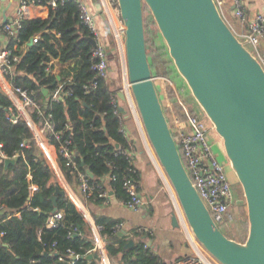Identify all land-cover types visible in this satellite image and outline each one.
I'll list each match as a JSON object with an SVG mask.
<instances>
[{
	"label": "trees",
	"instance_id": "16d2710c",
	"mask_svg": "<svg viewBox=\"0 0 264 264\" xmlns=\"http://www.w3.org/2000/svg\"><path fill=\"white\" fill-rule=\"evenodd\" d=\"M113 4L117 7L116 0ZM106 34V49L119 62L110 28ZM35 35H38L37 43L27 45ZM90 37L92 34L81 22L73 1L49 9L45 18H24L16 36L18 47L24 46L23 53L11 81L28 90L41 104L42 114L49 116L60 142H69L76 169L65 166V158H56L65 180L69 184L77 183L76 171L85 174L88 170L92 174L88 177L91 184L102 186L108 193L111 191L117 201L124 203L127 200L124 180L131 178L139 182V175L135 170L132 172L134 165L123 154L127 148L119 127L120 115L124 112L115 107L120 98L108 81L95 79L91 69ZM146 53L153 77L168 76L171 64L168 52L155 44L154 37L146 44ZM52 60L60 66L56 75L52 73L53 66L49 72L46 70ZM59 84L63 94L66 91L69 94L53 101L51 93ZM42 89L48 91L47 96ZM167 94L170 97L169 91ZM10 106L0 89L1 149L7 158L16 155L14 162L7 166L0 157V264H96L94 259L85 260L93 248L90 229L68 196H57L56 211L62 213V219L55 228H47L46 222L53 210L51 197L58 180L27 124L22 119L16 123L8 120ZM32 119L39 122L36 113ZM49 141L58 148L53 136ZM112 142L119 144L120 151H114ZM33 186L37 190H32ZM93 222L101 227L106 250L118 258L119 264H157L156 256L140 238L143 232L134 234L133 245L126 247L125 238L113 231L118 221L101 216ZM70 254L77 258L71 260Z\"/></svg>",
	"mask_w": 264,
	"mask_h": 264
},
{
	"label": "water",
	"instance_id": "95a60500",
	"mask_svg": "<svg viewBox=\"0 0 264 264\" xmlns=\"http://www.w3.org/2000/svg\"><path fill=\"white\" fill-rule=\"evenodd\" d=\"M116 3L124 28L131 95L193 237L220 264H264L263 68L238 40L214 0H116ZM144 7L150 11L176 72L221 138L226 159L241 185L248 221L243 242L221 232L182 164L148 62ZM6 10L2 12L3 24ZM88 41L95 46L94 40ZM42 92L47 96L46 89ZM118 96L123 100L122 94ZM111 144L114 151L119 149L118 143ZM13 162L5 159L4 165ZM86 175L92 177L88 170ZM64 195L65 191L57 186L51 197L52 213L56 211L57 196ZM124 235V231L118 233V237ZM132 245V240L126 243V247ZM93 257L90 253L85 260Z\"/></svg>",
	"mask_w": 264,
	"mask_h": 264
},
{
	"label": "built area",
	"instance_id": "2783aa9c",
	"mask_svg": "<svg viewBox=\"0 0 264 264\" xmlns=\"http://www.w3.org/2000/svg\"><path fill=\"white\" fill-rule=\"evenodd\" d=\"M68 1L76 3L81 22L89 29L95 42L92 48L91 59L93 64L91 69L95 73V79L107 82L109 74V54L105 43L100 36L99 29L93 14L89 11L88 6L82 0H0L1 4H7L6 21L2 23V13H0V89L11 103L8 108V120L16 123L22 119L31 130L36 144L40 147L48 162L52 166L55 176L58 180V186L65 191V195L75 204L84 220L87 222L90 229V238L93 242L92 253L97 258L99 264H114L110 260L109 254L105 247V237L100 234L101 227L96 226L88 215L87 210L76 198L69 183L65 180L61 170L56 164V158L61 156L65 158V166L76 169V165L72 159V152L69 149V142H60L59 136L54 132V126L49 120V116L45 117L42 114L41 104L33 97L26 89L15 86L12 83L13 70L19 62L20 54L23 53V47L17 45V33L21 28L24 18H31L32 8L48 12L49 9H56ZM221 16L228 23L233 33L239 41L247 48V50L257 59L264 70V53L260 51L261 40L264 41V0H261L262 8L255 14L252 19L246 16V1L245 0H214ZM100 5L103 8L101 12L107 21V24L112 32L115 43V49L118 53V60L121 68V86L118 94L123 95L125 103L124 110L128 113L131 120L137 128L140 142L143 150L150 163L154 166L163 188L168 193L173 201L180 218V223L186 233L188 243L191 247V253L172 264H220L217 262L205 248H203L193 237L183 212L181 210L178 199L172 191V187L164 174L152 147L148 144L145 131L141 124L137 107L133 100L128 81L126 58H125V37L124 28L121 20L118 19L114 7L113 0H100ZM117 8V9H116ZM118 13V12H117ZM34 15V14H33ZM227 18H235L236 26L230 25ZM58 36V35H57ZM13 44L10 45V41ZM38 41V35L30 39V43L34 44ZM28 42V43H29ZM29 45V44H27ZM55 60H52L46 70H51ZM162 77H154V83L158 80H163ZM165 80V79H164ZM93 83L92 86H95ZM64 94H69L66 91ZM62 85L59 84L51 93V99L58 101L63 98ZM178 111L173 112L170 118H167L171 134L173 136L176 148L178 150L182 164L193 184L201 200L206 206L212 220L220 228L229 218L230 211L234 205V195L230 184L227 182L224 170L227 163H219L214 155L211 145L208 143L207 134L209 129L199 119V117L191 111L184 101L176 102ZM115 107L119 112L121 106L116 104ZM36 113L39 116V122L36 123L32 119V114ZM212 129V126H210ZM119 132L122 134L127 150L123 152L132 162V150L134 142L130 138L127 131L123 128V116L120 115ZM53 136L58 143V148L50 143L49 138ZM21 146H23L21 144ZM0 144V157L4 159H14L5 157ZM117 151H120V147ZM133 164V162H132ZM135 168V167H134ZM132 172H136V169ZM76 182L80 194L92 201L100 200L102 204H106L109 200L107 189L100 185L91 184L88 181L86 173L76 171ZM106 184V183H103ZM123 188L127 194L126 202L122 205L130 211H139L145 207L146 203L139 193V182L131 178H126L123 183ZM62 219V213L55 211L52 213L46 222L47 228H55ZM122 223H116L113 227L115 234L122 232ZM70 257L73 255L70 254ZM69 257V258H70ZM157 264L160 261L156 262Z\"/></svg>",
	"mask_w": 264,
	"mask_h": 264
},
{
	"label": "crops",
	"instance_id": "0c3cea01",
	"mask_svg": "<svg viewBox=\"0 0 264 264\" xmlns=\"http://www.w3.org/2000/svg\"><path fill=\"white\" fill-rule=\"evenodd\" d=\"M245 1L246 16L248 19H252L262 8L261 0ZM6 6L7 4L0 5V13L7 8ZM34 12L38 17L45 18L47 16V12L43 10L37 11L35 9ZM90 12L96 20L100 36L104 43H106L108 41L106 33L109 29L106 19L102 13L98 14L93 10H90ZM6 13L7 12H5V15ZM32 17H34L33 14ZM108 54L110 58L111 52L108 51ZM59 68L60 66L54 61L52 73L55 75L58 74L60 70ZM109 69H111L112 74L113 68L110 66ZM57 77L59 76H56V79L58 80ZM159 81L161 80L155 82V86L158 89V94L164 107L165 114L170 118L173 112L175 113V111H178L176 102L183 98L179 97L178 93H176L177 88L174 86L175 83L173 84L172 82V88L170 91L173 93V99L171 100L166 93L168 91L167 84H160ZM108 84L111 89L119 92V89L117 88L118 85H116L114 81L108 82ZM161 92L165 93L163 99L160 95ZM119 105L123 108L122 111L124 112V114H122L123 128L127 131L134 142L132 162L139 175V193L146 203L145 207L136 212L130 211L125 208L121 202L114 198L111 191L109 192V200L106 204L96 203L90 199L84 198L80 194L77 183L72 182L69 185L76 198L87 210L92 221L95 218L104 216L111 220L118 221V223H122V231L125 232V235L120 238H125L127 242L132 240L134 234L143 232V235H140V238L145 242L146 247L149 248L150 252L156 256L157 260L155 262L160 261L158 264H172L177 260L188 256L191 253V247L188 243L183 226L180 223V218L175 205L166 190L163 188L162 181L160 180L157 171L150 163L146 152L143 150V146L138 137L139 134L137 128L131 118L127 116L126 110H124L125 103L121 98ZM32 190H37V187L33 186ZM110 193H112V195ZM109 257L115 260L113 261L110 258L114 264H119L117 257L110 255ZM93 259L96 264H99L95 256Z\"/></svg>",
	"mask_w": 264,
	"mask_h": 264
},
{
	"label": "rangeland",
	"instance_id": "374dc122",
	"mask_svg": "<svg viewBox=\"0 0 264 264\" xmlns=\"http://www.w3.org/2000/svg\"><path fill=\"white\" fill-rule=\"evenodd\" d=\"M82 1L88 6L89 11L93 10L94 12H96L98 14H100L103 11L102 6L100 5V0H82ZM32 11H33V14L35 17L36 16V14L34 12L35 9L32 8ZM115 12L119 18V15L117 13L118 10L117 11L115 10ZM227 19H228V22L230 23V25H232L234 27L237 25L235 18H233V20L230 18H227ZM143 22L145 24L144 31H145L146 44L150 43L151 37L152 38L154 37L155 44L158 46H162L167 52V48L164 44V41L161 38V36L158 32L157 26H156L151 14H150V11L148 9H144V11H143ZM147 47L149 48L148 45H147ZM260 51L262 53H264V41H262V40H261V45H260ZM151 53L154 54V52H151ZM111 54H110V58H109V60H110L109 61V67L111 66L113 68V70H112V74H111V69H109L107 81L108 82L114 81V83L116 85H118L117 88H119L121 86L120 63ZM149 58H150V56H149ZM167 58L170 59L168 56V53H167ZM170 62H171V64L169 63L170 64V67H169L170 71H168V69H167V74H169V75L168 76H164V74L161 75L160 77L164 78L165 80L163 79L159 82H160V84H164V83L167 84V90L170 93V99L171 100L173 99V96H172L170 90L172 88V82H173V84L175 83L174 86L177 88L176 93H178L179 97L183 98L180 100L184 101L185 104L188 106V108H190L192 110V112H194L199 117V119L204 123V125L207 127V129H209V132L207 134L208 143L211 145V149H212L214 155L216 156L217 161L221 164L224 162H226L228 164L224 170V174H225V178H226L227 182L230 184V186L233 190L234 205L231 208L229 218L226 220V222H225V224H223V226H220V229L225 236H228L230 238L234 237L236 239V241L243 242L246 239L247 232H248V221H247L246 204H245V199H244V195H243L241 185L238 183V181L235 177V174L232 171V169L230 168L229 163L226 159L224 149L222 146L221 138L216 134L213 127H212V129L210 128V126H212V125L209 123V121L207 120V118L204 116L203 112L199 108L198 104L195 102V100L191 96L190 91L187 88L183 79L181 77H179V75L176 72L175 67L173 66V63L171 60H170ZM164 69L166 71V68H164ZM170 72H171V74H170ZM157 91H158V89H157ZM164 94H165L164 92L160 93L162 99L165 96ZM127 116L129 117L128 113H127ZM145 137H146L148 144L150 145V142L146 136V133H145ZM111 260H113V259L111 258ZM113 261H115V260H113Z\"/></svg>",
	"mask_w": 264,
	"mask_h": 264
},
{
	"label": "bare ground",
	"instance_id": "6f19581e",
	"mask_svg": "<svg viewBox=\"0 0 264 264\" xmlns=\"http://www.w3.org/2000/svg\"><path fill=\"white\" fill-rule=\"evenodd\" d=\"M141 124H142V122H141ZM143 126V125H142ZM173 189V188H172ZM172 191H174V190H172ZM175 193V192H174Z\"/></svg>",
	"mask_w": 264,
	"mask_h": 264
},
{
	"label": "flooded vegetation",
	"instance_id": "af4514ba",
	"mask_svg": "<svg viewBox=\"0 0 264 264\" xmlns=\"http://www.w3.org/2000/svg\"><path fill=\"white\" fill-rule=\"evenodd\" d=\"M233 191V190H232Z\"/></svg>",
	"mask_w": 264,
	"mask_h": 264
}]
</instances>
